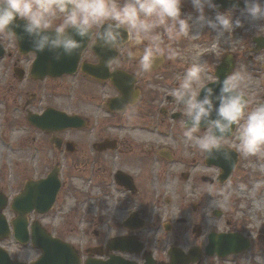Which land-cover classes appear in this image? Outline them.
Masks as SVG:
<instances>
[{"label": "rangeland", "instance_id": "rangeland-1", "mask_svg": "<svg viewBox=\"0 0 264 264\" xmlns=\"http://www.w3.org/2000/svg\"><path fill=\"white\" fill-rule=\"evenodd\" d=\"M189 3L182 4V13L192 14L193 8L190 9ZM218 8L219 6L217 9H206L209 10L210 18L215 17L216 11L224 12L226 10H231L234 18L242 16L243 9L241 8L224 10ZM241 19L244 21L243 26L236 28V31L234 30L231 34L232 36H227L224 40L218 41L215 33L209 32L207 28L203 30L204 33L198 39L181 37L176 41H168L165 37L164 45L174 49L176 57L172 60L163 59L160 62L159 66L164 64L165 67L156 75V83L148 85L147 88L162 93L166 91L168 85H178L186 69L197 60L209 64L206 75L212 80V73L221 60L220 58L224 56L225 52H231L236 64L234 74H239L241 77L240 86L249 96V109L260 102L264 103V49H256L255 42L252 40V37L264 34V21L250 22L243 16ZM253 23L256 24L255 28ZM202 41L212 44V48L215 49V52H210L205 60L199 55V52L205 47H197L196 44H193V42L201 43ZM205 83L206 81L202 79L201 85ZM17 87L20 88V86ZM8 89L13 90V86ZM6 90L7 85L0 79V99L9 100V97L4 93ZM83 93L87 94L86 90ZM10 95L14 96L12 93ZM97 95H101L100 89L97 90ZM88 100L86 98L84 101L87 108L92 107V104L96 102V99H93L90 104ZM13 101L12 97L11 102ZM56 101L62 105L70 102L64 96L57 97ZM136 103V107L134 106L132 111L145 109L142 108V104L145 102L137 101ZM81 108L85 109L84 106ZM3 109H5L4 103L0 105V111ZM10 113L12 114V109H10ZM14 114L11 118L15 116L19 121L17 123H24L23 120L21 121L19 113ZM2 125L3 123L0 121V129H2ZM169 129L171 131L163 139L165 146L168 147L171 154L173 153L177 162L173 165L171 162L166 165L165 169L169 174L167 181L150 180L146 183L149 187L148 191L153 188L159 189L162 192L161 197H157V195L152 197L151 195L129 200L115 189L104 194L95 182L97 178L94 179L89 166L65 165L61 167L63 186L58 194L57 204L53 210L46 214L47 216L43 218L38 216L37 218L35 215L33 218H37L53 235L62 237L75 247L84 250L97 243L95 239L97 234L108 230L106 223L101 222V218L105 220L110 214L120 217L126 213L127 207L131 210L132 205H135L137 208H142V212H145L147 218V225L143 227L141 234L145 235L150 249L159 252L160 259H166L164 256L171 243L185 250L192 246L204 247L207 243L206 235L210 231L239 232L249 238L251 245L248 250L242 253L224 258L203 255L196 264H255L256 257L264 258V153L259 156L245 157L233 149L238 154V162L230 177L223 184L209 183L208 178H215L219 173V168L204 163V155L196 149L194 143L185 141L183 129H178L175 125ZM203 132L204 130L201 129L197 135L203 134ZM85 134L87 141H91L92 134ZM138 136L145 139L153 137V135L140 132ZM13 138L22 141L21 134L17 136V132H14ZM229 140L235 145L234 138ZM9 155L12 153L2 148L0 144L1 171L8 168L9 163L12 165ZM25 156L26 153L23 155V161L27 160ZM2 159L5 160V163H1ZM116 161L117 164L121 163L117 159ZM2 164L7 165L3 166ZM20 165L17 167L18 173H21L22 169L24 172L25 169V165ZM51 168L49 164H42L41 167L31 164L32 172L28 171L34 175L30 174L32 176L30 178L45 177ZM94 170L96 171V165ZM182 173H187L189 176L184 179ZM202 176L207 177L206 181H202ZM1 181H8L7 174H1ZM199 191L203 194L197 197L200 195ZM209 192L212 195L208 194ZM152 198H154V204L148 207ZM211 200L214 201V207L216 204L219 207H215V209L208 207ZM193 204L196 207L195 211L192 210ZM206 210L211 217L206 214ZM213 210H218L221 215L214 216ZM180 217L187 218L188 222L185 226L178 225L177 218ZM210 219L214 220V224H209ZM165 224L173 228L165 230L163 228ZM194 225L201 229V236L197 237L192 232ZM184 228H186V232L180 234L178 229L184 230ZM109 232L113 235L125 231L115 227L110 228ZM23 257L34 259L36 252L27 250Z\"/></svg>", "mask_w": 264, "mask_h": 264}, {"label": "flooded vegetation", "instance_id": "flooded-vegetation-1", "mask_svg": "<svg viewBox=\"0 0 264 264\" xmlns=\"http://www.w3.org/2000/svg\"><path fill=\"white\" fill-rule=\"evenodd\" d=\"M185 2H189V0H185ZM189 7L192 8L190 3ZM196 43L193 42V44ZM91 46L92 42L88 41L74 73L60 77L48 75L39 77V74L33 76L31 73L36 53L32 50L21 53L15 37L0 36V52H3L0 57V79L7 85V90L4 93L9 97V100L0 99V105L4 103L5 106V109L0 111V121L3 123L2 129H0V144L2 148L12 153L9 155L12 165L9 163V169L0 170V195L7 198V205L2 212L8 216L7 220L11 229L10 221L13 218L11 216L15 215L11 208L14 197L22 191L27 181L42 178L41 176L36 179L30 178L32 177L30 174L34 175L30 173L32 172L31 164L37 167L49 164L52 168H61L65 165L89 166L92 176L94 179L97 178L95 182L104 194L115 189L129 200L151 195L152 197L162 196L159 189L155 190L152 187L153 189L148 191L149 187L146 183L150 180L164 182L165 174L169 175L165 168L173 155L170 156L171 152L165 146L163 138L171 131L169 128L173 125L178 129H183L182 124L185 119L182 115L184 109L177 105L170 95L178 85H168L166 91L162 93L147 88L148 85L156 83V75L165 66H163L164 64L155 66L151 72H142L135 60L126 57L125 54L129 46L125 42L120 49L115 51V59L108 64L107 70L109 74L120 70L134 76L133 89H137L139 95L136 102H145L142 104V108L145 109L132 111V108L136 107L137 103L135 102L136 104L127 105L124 110L117 107L115 110H109L108 101L121 94L110 79L95 78L82 71L83 61L104 66L100 64V60L92 51ZM205 64L209 66L208 63ZM11 86H13V90L10 91L8 88ZM99 89L100 96L97 95ZM84 90L87 94L83 93ZM11 93L14 96H11ZM59 96H64L70 102L62 105L56 101ZM12 97L13 102H11ZM86 98L89 99L90 104L93 99H96L92 107L85 106ZM81 106H84L85 109H82ZM10 109H12V114ZM45 111L52 115L56 111L65 112L82 119H74L73 125L65 128H41L30 121L29 118H38ZM14 113H19V117L24 123H17L19 121L15 116L11 118L12 115H15ZM14 132H17V136L21 134L22 141L13 138ZM139 132L153 135V137L140 138ZM85 133L92 134L91 141H87ZM109 140L115 141L114 148L113 144H102ZM110 146L112 149L109 148ZM14 153L16 155H13ZM25 153L27 160L23 161ZM116 159L121 163L117 164ZM1 163H5V160L2 159ZM20 164L25 165V169L24 172L22 169L21 173H18L17 167L21 166ZM2 165L6 166L7 164ZM95 165L96 171L94 170ZM1 174H7L8 181H1ZM202 181H205V176H202ZM62 186L63 180L61 179L59 191L51 210L57 204ZM199 194L197 197L203 193L199 191ZM149 205L150 202L148 207ZM132 206V211L137 214L135 218L128 219L126 213L120 217L110 214L105 220L101 218V222L106 223L108 230L95 236L97 243L94 245V250L102 254L98 257L106 259L114 252L106 249L107 242L113 235L134 237L142 242L144 248L148 247L149 243L145 235L141 234L143 227L147 225L145 212H142L141 207L137 210L135 205ZM144 206L146 207V204ZM32 214H35V211L28 215ZM135 219L141 220V228H134ZM177 220L178 225L182 226L188 222L185 217L177 218ZM129 224H132L131 227L126 226ZM115 227L121 228L125 232L111 236L109 230ZM172 228L170 227V229ZM178 232L183 234L186 232V228L178 229ZM30 245V242L19 243L12 235L0 239V246L9 252L11 258L19 261L31 260L23 257ZM83 256L87 258L96 255L86 249ZM155 259L159 264H166L165 260H159L157 257Z\"/></svg>", "mask_w": 264, "mask_h": 264}, {"label": "clouds", "instance_id": "clouds-1", "mask_svg": "<svg viewBox=\"0 0 264 264\" xmlns=\"http://www.w3.org/2000/svg\"><path fill=\"white\" fill-rule=\"evenodd\" d=\"M184 2L0 0V36L19 39L15 31L19 28L30 38L35 51L54 52L57 60L62 55L71 56L86 41L115 51L126 42L129 46L126 57L135 60L140 70L148 73L154 69L158 58L172 60L176 57V51L164 45L165 37L168 41L181 37L198 39L207 28L219 41L243 26L244 21L234 18L231 10L216 11L214 18L206 16V9H217L214 0H189L196 16L182 13ZM243 3L241 15L245 19L264 21V0H243ZM236 6L234 4L233 8ZM207 70V65L197 60L170 93L176 104L184 109L185 141L194 143L206 159L230 160L233 149L245 157L264 153V103L249 109L250 102L240 86L239 74L211 80L206 75ZM202 79L207 82L203 86ZM202 128L203 134L197 135ZM232 136L235 145L229 140ZM208 207L215 209L219 205L214 207L211 200ZM209 224H214V220L210 219ZM262 261L264 258H255V264H262Z\"/></svg>", "mask_w": 264, "mask_h": 264}, {"label": "water", "instance_id": "water-1", "mask_svg": "<svg viewBox=\"0 0 264 264\" xmlns=\"http://www.w3.org/2000/svg\"><path fill=\"white\" fill-rule=\"evenodd\" d=\"M223 5H233L234 3L226 2L222 0ZM17 33H21V29H16ZM126 35V34H125ZM28 37H25V39ZM79 39V37H77ZM256 41L258 42V47H264V37L256 38ZM87 42V41H86ZM83 45V47L79 50H77L74 54L71 56H61L59 60L55 58L56 53L45 50L42 52V56L40 60L36 63L35 70L39 71L41 76H43L45 73L49 75H60L63 73H71L75 69V65L78 62L79 56L81 54L82 49L86 45ZM92 49L94 52L103 58V63L107 64L111 58L115 55L113 50H110L108 48L102 47L99 44L92 45ZM40 54V53H39ZM49 64V65H48ZM46 65V66H45ZM86 70H88L91 73L96 74L94 72L95 70H98L99 72L101 70H106V66H94L86 64ZM233 67V62L230 58H225L221 65H219L216 69V76L218 79L225 78L228 73L230 72L231 68ZM126 76L124 73H116L113 76V81L115 85L118 87L119 90H121L124 93V86H125V94H127L126 85L124 84V79ZM124 85V86H123ZM218 92V88L216 89ZM203 95V92L201 93V96ZM113 102H118L117 100H113ZM218 103V102H217ZM51 115L48 112L41 115L38 118H29L31 122L35 123V125L46 128L49 127L51 124H49L51 120ZM55 119L53 122L56 121V124L58 127H66L69 126L71 123V117L62 115V117L54 116ZM58 122V123H57ZM232 158L228 161H224L221 158H216L210 160L209 163H216L222 168V175L221 179L224 180L228 177L229 173L231 172L232 168L236 164V156L235 154L231 156ZM59 188V180L57 178V171L53 170L46 179H43L41 181L37 182H31L26 185L25 191L23 194L18 196L14 202L13 207L21 214V218L16 222V231L18 235L20 236V239H27L26 235L22 236V231L24 230V224L18 223L19 221H24L22 218V214L24 211H28L32 209L34 206L38 211L44 212L47 211L51 205L53 204L55 200V194L58 191ZM43 201L45 205H40L38 202ZM216 215H218V212H214ZM2 216H0L1 219ZM25 223V221H24ZM33 242L41 247L43 249L42 256L37 259L36 261L32 262L31 264H79V259L77 256L76 251L65 242H62L59 239L52 238L49 234L44 232L40 229H35L33 236H32ZM123 243H129L127 239L125 238H115L112 239L110 247H113V249H127L125 246H123ZM135 244V242H132ZM138 244V243H137ZM249 246V240L247 238H244L241 234L238 233H211L209 235V243L205 248L206 255H213L216 253L218 256H226L228 254H235L240 251H243L247 249ZM132 248V247H131ZM134 249V248H132ZM137 250H140V247H137ZM171 255V262L170 264H188V261H195L200 256V249L195 248L192 251H190V254L188 256H185L181 254V252L177 249H174L173 251H170ZM187 258H185V257ZM147 260L145 264H155L153 260L150 257H147ZM4 261H8L6 255H1L0 253V264H4ZM10 264V263H7ZM13 264H17L13 262ZM85 264H135L133 262L124 260L122 258H119L117 256L111 257V259L107 261L97 260V259H88L86 260Z\"/></svg>", "mask_w": 264, "mask_h": 264}, {"label": "bare ground", "instance_id": "bare-ground-1", "mask_svg": "<svg viewBox=\"0 0 264 264\" xmlns=\"http://www.w3.org/2000/svg\"><path fill=\"white\" fill-rule=\"evenodd\" d=\"M232 35H230V37H231Z\"/></svg>", "mask_w": 264, "mask_h": 264}]
</instances>
